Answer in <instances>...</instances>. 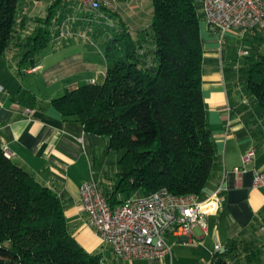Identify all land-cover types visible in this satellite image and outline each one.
Returning a JSON list of instances; mask_svg holds the SVG:
<instances>
[{
    "label": "trees",
    "instance_id": "1",
    "mask_svg": "<svg viewBox=\"0 0 264 264\" xmlns=\"http://www.w3.org/2000/svg\"><path fill=\"white\" fill-rule=\"evenodd\" d=\"M19 1L0 0V55L15 48L22 72L35 66L45 49L61 45L54 40L52 21L60 0L24 36L19 34ZM152 5L150 24L133 33L117 13L102 7L113 12L115 24L102 41V80L91 79L50 98L63 118L108 136L106 150L118 155L114 183L105 193L111 207L137 192L161 188L201 196L221 166L201 89L204 49L195 0H152ZM243 58L242 65H234L233 87L245 93L249 104L239 111L259 122L257 132L264 134V54L248 52ZM237 93L230 96L238 100ZM241 246L229 240L210 264H235L231 257ZM0 264H104L100 252H88L75 240L57 193L6 156L1 142ZM257 264H264V256Z\"/></svg>",
    "mask_w": 264,
    "mask_h": 264
},
{
    "label": "crops",
    "instance_id": "2",
    "mask_svg": "<svg viewBox=\"0 0 264 264\" xmlns=\"http://www.w3.org/2000/svg\"><path fill=\"white\" fill-rule=\"evenodd\" d=\"M104 1L126 22L131 33L151 22L152 0ZM19 3L18 21L23 25L19 34L24 36L40 24L55 0ZM195 9L204 49L201 89L208 126L221 159L219 172L201 196H210L221 184L223 199L206 215L205 230L194 227L189 236L166 235L170 247L167 258L126 261L116 257L92 230L88 216L80 209L79 187L94 180L105 194L114 183L118 155L106 150L108 136L92 134L81 122L63 118L50 102L52 95L65 88L73 89L102 76L105 61L101 46L106 33L115 28V24L111 26L113 12L103 8L101 14H84L78 2H60L55 12L73 18L61 45L45 49L35 66L22 72L17 69L15 48L0 55V142L10 152L12 161L57 193L75 240L88 252H100L104 264H210L216 244L224 249L231 239L241 244L264 239V189L252 185L254 171L264 169V134L257 132L259 122L250 121L239 111L237 98L229 97L237 77L234 59L209 32L202 0H195ZM80 17L91 22L75 20ZM54 31L55 28L52 35ZM255 33L247 32L244 40L253 41ZM228 36L235 37L232 33ZM37 76L42 78L49 95L37 92ZM251 148L255 149L252 160L243 163V156ZM241 167L244 171L235 170Z\"/></svg>",
    "mask_w": 264,
    "mask_h": 264
},
{
    "label": "built area",
    "instance_id": "3",
    "mask_svg": "<svg viewBox=\"0 0 264 264\" xmlns=\"http://www.w3.org/2000/svg\"><path fill=\"white\" fill-rule=\"evenodd\" d=\"M67 1L70 0H60L62 3ZM73 1L79 3L84 14H101L100 9L109 4L104 0ZM202 3L208 30L220 46L231 33L244 36L251 30L264 29V0H202ZM59 16L60 13H56L52 21L56 22ZM65 34L62 27L57 26L54 40L62 41ZM247 54L248 50H239L238 58ZM241 102L249 104L247 97ZM2 148L10 157L7 148L4 145ZM254 154V148L248 150L243 163L250 162ZM235 170L244 171V168ZM252 185L264 189V169L254 171ZM222 190L220 184L210 196L203 198L194 193L175 195L161 188L138 197L128 196L111 207L99 183L88 180L79 187V203L81 211L88 216L89 226L116 257L126 261L167 258L170 247L166 235L189 236L194 227L205 230L206 215L215 209L217 201L223 199ZM221 250L222 246L216 244L214 253Z\"/></svg>",
    "mask_w": 264,
    "mask_h": 264
},
{
    "label": "rangeland",
    "instance_id": "4",
    "mask_svg": "<svg viewBox=\"0 0 264 264\" xmlns=\"http://www.w3.org/2000/svg\"><path fill=\"white\" fill-rule=\"evenodd\" d=\"M54 16H55V14L53 15V17ZM71 20H73V18L70 19V17L66 16V15L62 16L61 13H60L59 19L55 22V26L56 27L57 26H61L63 31L67 34L66 28H67V25L69 24V22H71ZM75 20L78 21V22H80V21H82V22L86 21L87 23L91 22V20H89L88 18L83 19L82 17H80L79 19H75ZM249 32H252V31H249ZM254 32H256L257 36H252L254 39L251 42L248 41V40H244L243 36L238 35V34H233V36L235 35V37H230V36H226L225 37V41H224L222 46H224V48L227 51L229 57L231 56L234 59V65L236 67L239 66V65H242V60L244 59V58H238V51L239 50H242V49L248 50L250 55H256L257 53L264 54V38L259 39V37H264V29L259 30V31L255 30ZM66 34H65L64 37H66ZM77 34H79V33H77ZM101 48H102V52H104V46L103 45L101 46ZM46 50H44V51H46ZM100 53H101V51H100ZM243 61H245V59ZM236 69H234L235 72H236L235 76H238ZM98 77H99L98 78L99 81L102 80V76L101 77L98 76ZM242 77L244 78V74H242ZM20 79L22 81L25 80L22 77H20ZM235 79H237V77ZM238 86H240V82L239 81H238ZM233 90L235 92H238L237 93L238 100H239L241 105H244L245 103H242L241 101L244 98H246L245 93H243L242 90L239 91V90L235 89L233 87V85H232L231 88H230L231 93H233L232 92ZM37 92L39 94H41V95H49L50 94V91L47 90V88H46L45 84L43 83L42 78H40V76H37ZM229 97H231V96H229ZM109 168H111V166ZM112 175H113V170H111V176ZM208 186H209V184H207L203 188L202 194L205 193V191L208 188ZM132 196H134V197L142 196V193L137 192L136 194H133ZM256 242L257 243L260 242L261 244H257ZM256 242L242 243L241 248L236 251L235 256L231 257L232 258L231 259L232 262H234L235 264H257L259 259H262V256H264V252H262V250H264V239H262L260 241L256 240ZM253 249H254V252L257 255L256 257H254L251 254Z\"/></svg>",
    "mask_w": 264,
    "mask_h": 264
}]
</instances>
